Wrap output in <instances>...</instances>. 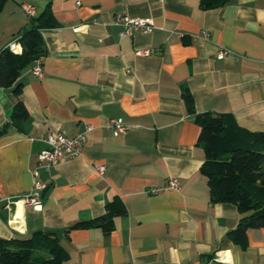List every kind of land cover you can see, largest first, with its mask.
Here are the masks:
<instances>
[{"label":"crops","instance_id":"1","mask_svg":"<svg viewBox=\"0 0 264 264\" xmlns=\"http://www.w3.org/2000/svg\"><path fill=\"white\" fill-rule=\"evenodd\" d=\"M48 2L57 26L42 31L43 76L30 64L19 79L29 116L0 138V236L56 232L77 264H264V227L235 242L238 207L211 200L200 128L182 96L187 87L198 112H231L242 127L264 131V0L207 10L200 0H7L0 49L14 41L21 52L18 35L32 24L23 4L41 11ZM118 14L154 28L123 35ZM17 100L0 86V128ZM113 117L127 131L115 134ZM59 131H85L81 152L35 174L45 137ZM172 177L179 188L149 191ZM36 179L44 185L38 209L21 200ZM115 197L127 213L110 233L91 227L67 236Z\"/></svg>","mask_w":264,"mask_h":264},{"label":"trees","instance_id":"2","mask_svg":"<svg viewBox=\"0 0 264 264\" xmlns=\"http://www.w3.org/2000/svg\"><path fill=\"white\" fill-rule=\"evenodd\" d=\"M7 0H0V12ZM230 0H200L202 9L219 8ZM32 24L23 28L18 41L21 52L4 46L0 49V86L11 88L18 97L10 119L0 128V138L14 125H20L29 116L25 102L20 98L22 71L41 60L47 53L42 31L57 26L48 2ZM185 38V42H188ZM188 111L199 125L198 143L205 150L201 171L207 176L213 202L234 203L241 213L237 226L229 236L237 243H247V231L264 227V131H252L239 125L231 112H198L187 87L182 93ZM123 200L115 197L106 203L105 211L95 218L77 221L66 234L77 228H102L110 233L115 218L126 215ZM0 264H77L53 231L38 230L26 237L0 236Z\"/></svg>","mask_w":264,"mask_h":264},{"label":"built area","instance_id":"3","mask_svg":"<svg viewBox=\"0 0 264 264\" xmlns=\"http://www.w3.org/2000/svg\"><path fill=\"white\" fill-rule=\"evenodd\" d=\"M75 2L76 4H80V0H75ZM23 9L30 17L36 15V8L30 3L23 4ZM115 23L123 26V35L127 36L133 35V33L136 31L151 32L154 28L153 22L149 19L133 18L128 15L122 14H118L116 16ZM75 29L78 30L80 28L77 27ZM207 35L208 33L205 31V36ZM9 47L16 52L20 51L17 42H11L9 44ZM153 51L154 50L152 49H142L137 50V54L150 55L153 53ZM227 53V50H223L219 54V57L223 58ZM32 73L37 77L43 76V66L40 59L34 63L32 67ZM108 125L115 134L124 133L129 128V126L125 124V122L121 118L116 117L110 118ZM90 128V126L87 127V129ZM45 142L47 143L48 147L39 153V162L37 168L35 169V174H38V171L42 168H48L61 160L77 156L81 152L86 142V132H80L75 136H68L63 131L50 133L45 137ZM94 168L100 173L106 171L105 165L95 164ZM179 186L180 182L178 181V179L172 177L169 178L164 185L152 187L149 189V191L153 194H157L167 189L179 188ZM43 188V183L36 179L30 193H28L21 199L22 202L26 206H30L36 209L40 208Z\"/></svg>","mask_w":264,"mask_h":264},{"label":"rangeland","instance_id":"4","mask_svg":"<svg viewBox=\"0 0 264 264\" xmlns=\"http://www.w3.org/2000/svg\"><path fill=\"white\" fill-rule=\"evenodd\" d=\"M36 12H37V15H39L42 12V10L41 11H38L37 8H36Z\"/></svg>","mask_w":264,"mask_h":264},{"label":"water","instance_id":"5","mask_svg":"<svg viewBox=\"0 0 264 264\" xmlns=\"http://www.w3.org/2000/svg\"><path fill=\"white\" fill-rule=\"evenodd\" d=\"M19 52V51H18Z\"/></svg>","mask_w":264,"mask_h":264}]
</instances>
